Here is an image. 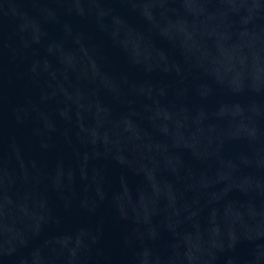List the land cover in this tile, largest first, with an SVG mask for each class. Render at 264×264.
I'll use <instances>...</instances> for the list:
<instances>
[{"label":"water","instance_id":"obj_1","mask_svg":"<svg viewBox=\"0 0 264 264\" xmlns=\"http://www.w3.org/2000/svg\"><path fill=\"white\" fill-rule=\"evenodd\" d=\"M0 231L32 264H264V0H0Z\"/></svg>","mask_w":264,"mask_h":264}]
</instances>
